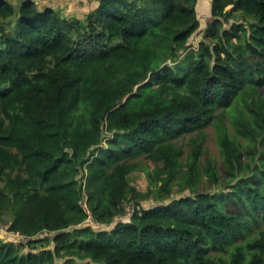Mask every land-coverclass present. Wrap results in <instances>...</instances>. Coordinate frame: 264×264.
Here are the masks:
<instances>
[{"label":"trees","instance_id":"16d2710c","mask_svg":"<svg viewBox=\"0 0 264 264\" xmlns=\"http://www.w3.org/2000/svg\"><path fill=\"white\" fill-rule=\"evenodd\" d=\"M197 4L0 0V264H264V0H212L204 28Z\"/></svg>","mask_w":264,"mask_h":264},{"label":"rangeland","instance_id":"374dc122","mask_svg":"<svg viewBox=\"0 0 264 264\" xmlns=\"http://www.w3.org/2000/svg\"><path fill=\"white\" fill-rule=\"evenodd\" d=\"M208 21L210 20L208 19ZM205 23H209V22L205 21ZM203 27H205V25ZM201 33L202 32L195 35V40L198 41L199 37H201ZM231 131H234V129L231 128ZM205 134H206V138L204 142V152L199 159V165L201 168V172L203 173L204 168L207 165L208 161H211L212 163L216 162V164H218L219 166V169L223 170L222 168L223 167V157L220 152V147H219L218 140H217V132H216L215 126L209 125L205 129ZM190 137H191V134L187 135L186 138L180 139V142L184 144L185 149H186L184 157L186 156V154L190 151L192 147V145L190 144ZM141 163H142L143 169L132 172V174L129 176V179L132 184L138 187L139 190H141L142 192H145L149 186V174L153 173L154 168H155V163L146 157L141 158ZM202 175H203V180H204L206 176L204 174ZM218 186L219 184H216L214 182V185H212L210 188L212 190H217L216 187ZM187 193H189V189H187L184 192H180L177 189H175L172 192L171 196L174 197V196H179L180 194H187ZM140 198H139V200L141 201L140 206H143L146 208H149L153 204L156 203L154 202V199L152 197L150 198L146 197V198H141V199ZM137 200L138 199L136 198V200L127 201V202H131L133 203V205L137 206V203H136ZM169 200L170 199H166L165 201H169ZM12 218H13V210L10 211V209H6L4 212L0 214V225L2 226L8 225ZM116 222L117 221L113 223H116ZM62 262H63L62 259L58 260V264H62Z\"/></svg>","mask_w":264,"mask_h":264},{"label":"crops","instance_id":"0c3cea01","mask_svg":"<svg viewBox=\"0 0 264 264\" xmlns=\"http://www.w3.org/2000/svg\"><path fill=\"white\" fill-rule=\"evenodd\" d=\"M42 5H50L66 15H74L84 18L86 14L95 8L99 0H37ZM212 0H198L197 9L201 19V26L207 25L211 16ZM204 18V19H203ZM201 28V29H202ZM200 39V37H199ZM198 39V40H199Z\"/></svg>","mask_w":264,"mask_h":264},{"label":"built area","instance_id":"2783aa9c","mask_svg":"<svg viewBox=\"0 0 264 264\" xmlns=\"http://www.w3.org/2000/svg\"><path fill=\"white\" fill-rule=\"evenodd\" d=\"M209 20H211V16L209 17ZM134 212V205L131 202H126L124 204V210L122 213L118 214L114 220L115 221H121V222H125V221H129L132 214ZM96 226H103L100 225L99 223L96 224ZM107 226V224L105 225ZM1 229L4 232V235L6 236L7 239L9 240H13V241H28L31 238H33V236H29L26 234H23L21 232L18 231H14V230H9L7 227H1ZM54 231H51L50 229H43L39 235L41 236H53Z\"/></svg>","mask_w":264,"mask_h":264}]
</instances>
